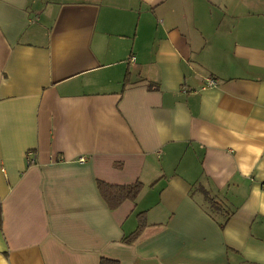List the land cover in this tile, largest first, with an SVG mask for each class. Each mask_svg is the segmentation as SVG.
Listing matches in <instances>:
<instances>
[{"label":"crops","instance_id":"obj_1","mask_svg":"<svg viewBox=\"0 0 264 264\" xmlns=\"http://www.w3.org/2000/svg\"><path fill=\"white\" fill-rule=\"evenodd\" d=\"M101 258L264 264V0H0V264Z\"/></svg>","mask_w":264,"mask_h":264},{"label":"trees","instance_id":"obj_2","mask_svg":"<svg viewBox=\"0 0 264 264\" xmlns=\"http://www.w3.org/2000/svg\"><path fill=\"white\" fill-rule=\"evenodd\" d=\"M98 188L107 206L110 209H115L125 200H135L142 188V184L137 181L126 185H115L99 180ZM134 234L131 238H134ZM100 264H119V262L110 258H101Z\"/></svg>","mask_w":264,"mask_h":264},{"label":"built area","instance_id":"obj_3","mask_svg":"<svg viewBox=\"0 0 264 264\" xmlns=\"http://www.w3.org/2000/svg\"><path fill=\"white\" fill-rule=\"evenodd\" d=\"M214 83H215V81L213 79H209L207 82L208 85H212ZM81 160H83V158H81Z\"/></svg>","mask_w":264,"mask_h":264},{"label":"rangeland","instance_id":"obj_4","mask_svg":"<svg viewBox=\"0 0 264 264\" xmlns=\"http://www.w3.org/2000/svg\"><path fill=\"white\" fill-rule=\"evenodd\" d=\"M219 203H220V201H219ZM222 204V203H221Z\"/></svg>","mask_w":264,"mask_h":264}]
</instances>
